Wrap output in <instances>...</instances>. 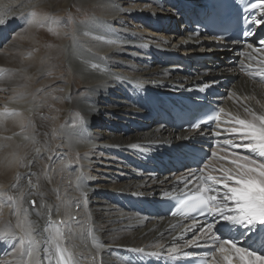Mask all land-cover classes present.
I'll return each mask as SVG.
<instances>
[{
	"label": "bare ground",
	"instance_id": "6f19581e",
	"mask_svg": "<svg viewBox=\"0 0 264 264\" xmlns=\"http://www.w3.org/2000/svg\"><path fill=\"white\" fill-rule=\"evenodd\" d=\"M188 1L0 0V264H54L45 254L52 231L76 264L195 253L188 241L201 224L164 216L158 203L195 189L201 169L222 175L232 165L220 157L249 154L209 140L238 142L225 130L250 118L245 107L264 114V80L239 69L264 70V50L193 33L185 19L202 0ZM162 93L203 94L223 119L207 133L180 131L160 117ZM190 143L218 155L191 167L178 147ZM233 240L264 255V229Z\"/></svg>",
	"mask_w": 264,
	"mask_h": 264
},
{
	"label": "snow or ice",
	"instance_id": "6c2138e0",
	"mask_svg": "<svg viewBox=\"0 0 264 264\" xmlns=\"http://www.w3.org/2000/svg\"><path fill=\"white\" fill-rule=\"evenodd\" d=\"M252 8H259L264 12V0H259V3L253 4ZM0 23H4V21L0 20ZM254 23H264V16ZM260 43L264 46V41ZM258 75L264 80V70L259 71ZM244 111L249 114L250 118L244 119L237 116L230 121L234 126L225 130L237 137L238 142L233 143L232 140H225L224 150L227 152L230 148L243 149L249 154L240 155L239 152L232 151L220 157L232 165V167L218 169L222 173L220 176L211 174L205 176L201 169V175L197 177L200 182L184 200L183 206L189 212L199 213L212 219V222L200 225L202 233L200 236L188 241L189 245L197 247H199L201 239L212 241V247L205 253L206 257L210 258L207 264H264V255L258 251L251 250V247H238L237 242L233 239H221L213 232L217 224L231 226L239 231L243 230L242 234H259L260 230L264 229V114H257L249 107H245ZM218 120L219 111L215 113V116L209 115L207 121H198L191 127L198 129L202 123ZM213 135H219V133ZM178 147L193 149L195 145L190 143ZM210 155L217 157L218 154L212 151ZM208 167V164H204V168ZM192 174L190 171L189 175ZM208 181L211 184L207 183ZM168 195L169 193H164V196ZM33 205H35V201H33ZM5 235L0 233V236ZM63 240V233L49 232L45 247L50 249L54 246V251H46L45 254L54 257V264H76L73 254L62 242ZM19 243L22 245L25 243L23 237H20ZM29 243L37 242L29 240ZM136 251L143 252L144 250L137 249ZM27 255L31 257L32 253L28 252ZM151 255H156V253H151ZM187 255L188 253H185V256Z\"/></svg>",
	"mask_w": 264,
	"mask_h": 264
},
{
	"label": "rangeland",
	"instance_id": "374dc122",
	"mask_svg": "<svg viewBox=\"0 0 264 264\" xmlns=\"http://www.w3.org/2000/svg\"><path fill=\"white\" fill-rule=\"evenodd\" d=\"M70 19H71L72 24L74 25L75 22H76L75 19H73V17H70ZM169 19H172V18L169 17ZM173 20H174V19H172V21H173ZM175 21H176V20H175ZM16 43L18 44L19 41L17 40ZM17 44H16V45H17ZM97 130L100 131V133H101L102 131H107V129H104V128H103V129H102V128H99V129H97ZM108 132H109V131H108ZM33 201H35V200H34V199H31V200H30V202H31L32 205H33ZM35 204H36V202H35ZM33 206H34V205H33Z\"/></svg>",
	"mask_w": 264,
	"mask_h": 264
}]
</instances>
